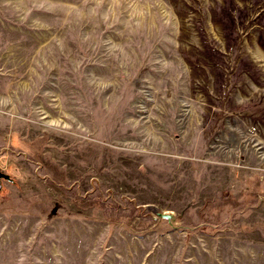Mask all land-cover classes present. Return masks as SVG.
Segmentation results:
<instances>
[{"label": "rangeland", "instance_id": "374dc122", "mask_svg": "<svg viewBox=\"0 0 264 264\" xmlns=\"http://www.w3.org/2000/svg\"><path fill=\"white\" fill-rule=\"evenodd\" d=\"M0 168V264H264V0H0Z\"/></svg>", "mask_w": 264, "mask_h": 264}, {"label": "water", "instance_id": "95a60500", "mask_svg": "<svg viewBox=\"0 0 264 264\" xmlns=\"http://www.w3.org/2000/svg\"><path fill=\"white\" fill-rule=\"evenodd\" d=\"M11 180V177H9V175L5 174L2 169L0 168V189L2 187V181L1 180ZM157 215L161 218V219H165L167 220L171 225H172V221L175 219V217L173 216V214H169V213H161L158 212Z\"/></svg>", "mask_w": 264, "mask_h": 264}]
</instances>
